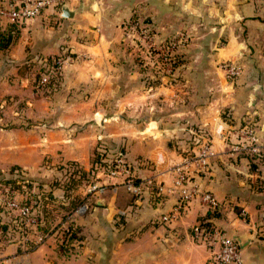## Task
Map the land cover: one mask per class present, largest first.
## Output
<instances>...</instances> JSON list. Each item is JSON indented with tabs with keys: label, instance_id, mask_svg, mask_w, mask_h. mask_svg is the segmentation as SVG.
Returning <instances> with one entry per match:
<instances>
[{
	"label": "crops",
	"instance_id": "0c3cea01",
	"mask_svg": "<svg viewBox=\"0 0 264 264\" xmlns=\"http://www.w3.org/2000/svg\"><path fill=\"white\" fill-rule=\"evenodd\" d=\"M232 1L224 0L221 12L215 0L177 2L185 12L198 14L201 4L210 16H217L221 25L211 30L216 29L215 38L222 35L226 40L213 52L217 62L229 58L237 61L245 47L243 40L238 39L237 27L245 25L251 31L258 23L259 6L255 0L234 4ZM134 2L65 0L64 5L73 12L71 17L62 18L60 10L54 11L56 16L52 19L56 25L49 26L45 20L51 14L44 12L23 25L16 41L6 49L8 61L14 64L25 59L26 46L34 45L39 46L44 56L68 52L72 61L63 67L62 88L54 94L63 99L62 104L39 109L35 118L44 117L56 127L54 134L48 135L46 130L36 137L37 142H32L35 145L45 142L46 153L31 152L30 147L25 146L31 141L25 138L17 140L24 146L22 153L15 157V132L0 128V171L7 172L8 167L17 165L26 176L47 178L58 173L52 166L66 161L78 163L87 170L91 150L102 146L107 152L117 151L120 159L131 164V177L139 184V192L127 191L119 178L103 176L96 182L105 184L101 192L86 193L81 187L71 191L70 198L73 194L82 198L80 205L65 212L71 214L69 223L75 228L77 239L63 250L54 237L57 230L48 234L42 243L31 246V241L25 240L11 221L14 226H10L14 228L0 249V264H209V250L191 237V228L198 223H207L239 239L244 264H264V235L261 233L264 229V165L258 163L257 168L250 169L246 157L239 154L243 149L240 146L247 140L238 135L245 126L237 131L240 118V106L235 100L237 91H228L227 87L207 90L206 84L197 90L176 88L171 83L142 89L133 70L127 69L126 62L119 58L125 53L117 44L122 37L116 20L129 11L138 10ZM79 56L86 59H77ZM10 67L3 69L4 77L19 78L16 74L19 67ZM224 82L231 86L235 80L228 82L224 78ZM156 95H163L161 101L180 98L185 103L169 108L167 103L156 104L153 99ZM143 97H150L153 103L143 102ZM66 98L70 101H65ZM223 107L234 120L227 122L219 117L217 113ZM47 111L56 113L55 117L46 119ZM141 112L144 116H133ZM242 112L246 113L242 118L251 121L256 115L254 133L258 143L264 146V138L259 137L264 134V104ZM186 119L195 123L188 124L190 121ZM68 130H72L70 138ZM202 137L210 142L213 154L205 168L190 166V180L197 191L211 192L217 205L209 210L196 194L189 207L182 210L178 205L179 190L172 186V167L181 156L194 151L193 141ZM50 190L56 204L67 205V197L59 195L62 192L59 187L51 186ZM81 205L83 209L75 211ZM162 214L171 217L162 222ZM65 215L55 213L53 224L58 229ZM0 218H4L1 211Z\"/></svg>",
	"mask_w": 264,
	"mask_h": 264
},
{
	"label": "rangeland",
	"instance_id": "374dc122",
	"mask_svg": "<svg viewBox=\"0 0 264 264\" xmlns=\"http://www.w3.org/2000/svg\"><path fill=\"white\" fill-rule=\"evenodd\" d=\"M243 1L244 0H233L232 2L234 4ZM255 1L259 6L258 15L256 16L258 20L257 26L251 27V31L245 25L237 27L239 34L238 39L243 40L245 47L243 48L244 52L241 57L235 61L240 69L238 75L233 79L235 82L231 86H227L228 84L224 82V78L228 82L229 80L220 71L221 69L218 65L220 62L234 59H222L219 60V62L215 60V54L213 53L216 51L215 48L221 46L226 40L222 35L215 38L214 32H216V29L211 30V28L214 26L218 27L221 24L218 22L217 16L215 18L210 16V12L204 9L201 4L198 6V14H192L180 9L177 3L179 0L164 2L163 0H152L151 2L150 0H146V4H144V0H135L138 5L134 2V7L138 8V10L129 11V13L122 17L120 16L116 20V28H118V32H120L122 37V40L118 39L117 44L125 53V55L120 54L119 58L123 60L124 63L126 62L127 69L133 70L137 80L140 81L139 85L142 89L152 85L164 86V84L171 83L176 88H191L197 90L200 89L202 85L205 87L206 84L205 88H207V90H219L221 87H227L228 91H237V93H235V100H238V105L240 106L238 113L240 118L237 131H239L240 127L245 126L242 131H239L240 133L238 135L244 138L248 135L246 130H251V134L255 138L254 144L258 147L257 152H251L247 147L239 152V154L242 153V156L246 157L248 160L250 169L253 167L257 168L258 163H263L264 165V146L258 143L256 140L258 136L256 137L254 133L257 126V124H255L257 121L255 119H257V117L254 115L255 119L251 121L242 118L246 116V113H240L241 110L245 111L246 108L256 109V106L262 107V104H264V0ZM1 2L2 0H0V3ZM222 2H224V0H215V6H217L219 12H221L223 8L222 4L224 3ZM131 7L133 8V5H131ZM54 11L58 12V7L53 11L50 9L44 10L37 16H40L44 12H50L51 15L48 16L47 20L43 18L42 21L45 20L47 25L54 26L56 25V22L52 19V16H56ZM131 23H136V30H131V28H129ZM23 25H21L20 29ZM139 29L143 30L142 33H139ZM108 34L110 33L108 32ZM143 35H146V37H143ZM215 39L217 40L213 43ZM211 42L213 43L212 47H210ZM24 51L26 52L25 59L22 62L16 61V64L8 61L9 57L6 50L0 51V117H2V120H0V128L13 129L12 131L15 132L14 139L16 143L13 150L15 157L22 153V148L24 146L22 142L18 144L17 140L22 141L25 138H29L31 141L30 145H25L26 147H30L31 152L38 155L46 153V149L44 148L46 143L44 140L43 145H35V143L32 142H37L38 139L36 137L44 134L46 130L48 135L49 133L54 134L53 131L56 127H52L47 118L52 115L55 117L56 113H49V111H47V122L44 117H42L41 120L35 118H37L39 109H45V106H47V108H51V106L58 107L62 104L63 99L56 98L54 94L62 88L60 83L62 81L61 73L63 67L72 61V56L68 52L44 56L40 52L38 45H34L33 47L26 46ZM63 55H69L70 58L63 64L58 74L52 75L51 78L53 79V83L51 86L46 87V85L39 84L41 74L47 73L51 68L52 61L57 56L61 57ZM77 59L86 58L84 56H79ZM10 66L19 67L18 70L20 74L19 71L16 73L20 76L19 78L13 75L4 77V74H2L3 69ZM204 75L208 77H204ZM13 79L16 81H12ZM156 96L157 98L153 97L156 104H159V102L167 103L170 104L166 105L167 107L170 106L169 108L185 103V100L183 99L181 101L180 98H170L168 102L166 100H160L163 95ZM144 100L145 102L153 103L150 97H143V102ZM65 101H70V98H66ZM223 108L219 110L217 114L222 120H227L228 122V119H231L229 111L226 107ZM57 115H59V113H57ZM148 115L151 116L152 114ZM133 116L140 118L144 116V114H142V112L140 114L135 113ZM133 116L132 118H135ZM172 118L180 119L181 117ZM186 120L190 121L188 124L193 125L195 123L192 119ZM231 120L234 119L232 118ZM66 129L69 128L66 127ZM71 132L72 130H68L69 138ZM259 137L264 138V134H260ZM39 146L42 147L39 148ZM1 149L2 148H0V150ZM57 152L61 151L57 150ZM114 153L115 152H113V154ZM115 154L116 155L113 157H108V159H112L115 156H117L115 159H118L119 156L117 155V151ZM252 159L254 160L253 162ZM45 160L47 159L44 157L43 163H45ZM69 162L70 161L61 162L52 166L55 171L58 170V173H54L47 178L44 176L24 175L31 181L29 185L28 182L25 181L24 184L28 186H26L24 190L28 191L30 194L37 195L39 198L51 192L50 185L52 184L60 185L63 183L69 186L71 179L70 175L75 172L74 166L69 165ZM43 163L42 165H44ZM113 164H115V162ZM11 167L12 166L8 167V169L10 170ZM16 167L20 168L17 165ZM112 167L107 170L95 172L96 174L94 173L88 182H82L79 187L85 190L87 183L91 181L97 182L98 177L103 176V178H109L105 174L112 169ZM9 170L7 172H9ZM7 172L0 171V174H2V176H8L6 174ZM116 178L121 180L120 176H116ZM114 184H117V182L115 181ZM60 194L67 197V201L70 200L71 191L67 193L60 192L59 195ZM52 196L54 197L53 194ZM65 214V211H62V213H59V216ZM3 217V221H5L6 218L9 219L7 215H3ZM7 219L6 221L11 224Z\"/></svg>",
	"mask_w": 264,
	"mask_h": 264
},
{
	"label": "built area",
	"instance_id": "2783aa9c",
	"mask_svg": "<svg viewBox=\"0 0 264 264\" xmlns=\"http://www.w3.org/2000/svg\"><path fill=\"white\" fill-rule=\"evenodd\" d=\"M65 0H2L0 3V24H6L8 22H18L20 24H26L44 10H55L59 8ZM131 30H136V23L129 25ZM143 30L139 29V33ZM146 37V35H143ZM69 55L57 56L53 61L51 68L47 73L41 74L39 78V84L46 85L53 74H58L63 64L69 60ZM218 67L229 81H232L239 73V66L236 62L226 60L220 62ZM248 134L246 136L247 143L241 148L247 147L251 152H257L258 147L254 144L255 138L251 134V130H246ZM195 149L191 153L181 156L178 164L172 167L173 171V185L179 190V207L182 210H186L194 195L199 194V198L204 202L209 210H213L217 201L211 192L208 190L197 191L196 185L190 180L191 171L190 166L193 165L198 168H205L207 166L209 158L212 156L210 148V142L206 138L195 139ZM236 146V145H235ZM234 146V147H235ZM238 147V145L236 146ZM110 176H120L121 184L125 189L133 194L139 192V184L136 183L131 177L130 168L118 158L115 160V164L106 174ZM105 184H97L94 181L87 183L85 191L91 193L94 191L101 192ZM0 208L8 210L15 218L20 222L17 226L18 230H21V234L24 239L31 241L32 245H38L43 242L47 235H40L36 231L37 219L33 215V212L29 206L22 203L21 196L14 192L12 189L4 188L0 192ZM83 206H79L75 211H80ZM170 215L162 214L160 220L162 222L168 221ZM71 219V214H66L63 219L58 223L59 229L55 233V238L58 242L64 243L66 241V234L68 231V223ZM0 229V249L3 246L1 240ZM264 235V229L261 232ZM191 237L194 241L203 244L209 250V264H244L241 248L238 241L232 236L226 235L222 230L212 227H204L199 223L194 224L191 228Z\"/></svg>",
	"mask_w": 264,
	"mask_h": 264
},
{
	"label": "trees",
	"instance_id": "16d2710c",
	"mask_svg": "<svg viewBox=\"0 0 264 264\" xmlns=\"http://www.w3.org/2000/svg\"><path fill=\"white\" fill-rule=\"evenodd\" d=\"M21 25L23 24H20L18 22H8L6 24H0V51H5L16 41L20 32L19 30ZM52 83L53 79L51 78L50 82L46 84V87H50ZM115 153L113 154L107 152L106 148L102 146L94 147L90 152L89 168L87 170L83 169L78 163L72 161L68 163L69 165H73L75 169V172L70 175L71 179L69 182V186L63 183L60 185L52 184L50 186H57L64 193H67L68 191H75L82 182H88L90 177L95 172L107 170L112 167L117 156L112 159H108V157H113L114 155H116ZM117 155L120 157L118 153ZM122 161L125 165L131 168V164L129 162L124 159H122ZM6 174L8 176H2V174H0V192L4 188H9L21 196L22 203L31 208L33 215L37 219L36 231L40 235H47L55 230H58L57 225L53 224L55 213L59 214L62 213V211L66 212L74 209L82 202L81 197H79L78 195H73L66 206L56 204V198L52 196L51 192H48L45 194V196H41L38 198L37 195L30 194L28 191L24 190V188L28 186L31 181L24 176L23 172L18 167L12 166L9 172H7ZM25 181L28 182V185L24 184ZM0 211L4 216L7 215V217H9L10 223L11 221H13L16 227L20 225L19 220L15 218L13 214H11L8 210L0 208ZM11 225L13 224L11 223ZM200 225L207 228L209 227L207 223H200ZM13 226H10L9 222L3 221V219L1 220L0 218V229L2 232L1 240L3 241V243L7 242L10 230L14 228ZM17 231L21 233V230L17 229ZM76 239L77 236L75 233V228H73L71 223H68L66 241L59 245L60 250L65 249L69 243ZM29 245L32 246V244Z\"/></svg>",
	"mask_w": 264,
	"mask_h": 264
},
{
	"label": "water",
	"instance_id": "95a60500",
	"mask_svg": "<svg viewBox=\"0 0 264 264\" xmlns=\"http://www.w3.org/2000/svg\"><path fill=\"white\" fill-rule=\"evenodd\" d=\"M59 10H60V16H61L62 18H69V17H71L72 14H73V12L70 11V10H68V8H67L64 4H62V5L60 6ZM236 240L238 241L239 246H240V248H241V242H240V240L237 239V238H236Z\"/></svg>",
	"mask_w": 264,
	"mask_h": 264
}]
</instances>
